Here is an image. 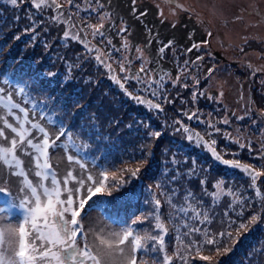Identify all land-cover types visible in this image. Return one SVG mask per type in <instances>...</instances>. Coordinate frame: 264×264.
Returning a JSON list of instances; mask_svg holds the SVG:
<instances>
[{
    "label": "rangeland",
    "instance_id": "rangeland-1",
    "mask_svg": "<svg viewBox=\"0 0 264 264\" xmlns=\"http://www.w3.org/2000/svg\"><path fill=\"white\" fill-rule=\"evenodd\" d=\"M110 2L116 12L129 22L132 33L135 32L144 39V44L141 42L132 46L128 35L130 27L124 20L117 22L115 29L104 27L112 14L100 0H56L59 8L49 0V6L42 9H35L32 0H18L17 5L10 4L9 0H0V9L8 8L5 12L12 15L8 20L0 18V65L8 68V75L21 79L36 98L47 102V108L58 109L57 115L62 117L64 124L68 119L69 125V118L64 116L63 108L70 105L63 102L61 97H68L67 90L71 91L65 85L71 78L70 66L73 63L68 61L60 66L56 65L55 71H51L53 63L38 62L36 76L33 75L35 78H29V72L24 71L27 64L20 57L13 59L10 56L12 46L10 39L6 41V32L11 28L4 26L24 25L32 40L45 38L49 32L54 37L63 33L59 41L65 47L79 42L77 45L83 54L78 56L75 63L91 67V62L94 67H91L92 73L89 71L90 77L94 79L96 75L101 78V87L114 96L116 103L121 104L118 107L121 112L132 109L127 126L118 125L112 131L109 130V133L108 129H103L102 133H94L79 129L82 127L71 132L81 144L89 145L88 151L99 159L102 157V171L112 172L126 167L129 163L116 164L119 145L128 150L129 145L133 147V161L130 163L131 166L140 168L133 183L128 182L121 191L100 199L103 201L102 206L110 213H116L129 223L152 213L154 198L161 200L158 214L168 228L165 252L154 250L152 242L149 241L148 250L142 251L139 258H143L148 264L153 261L161 264L165 254L173 257L172 264H264V0ZM136 5L139 7L136 8ZM152 5L156 7V13L153 12ZM101 17H104L103 27L100 34L93 36L91 26L99 25ZM66 30L70 36H78L79 39H65ZM159 37L168 41L163 55L174 63L171 71L163 74L153 72L150 66L151 57L147 52L148 49H153L155 41L162 40ZM146 39L150 42H146ZM81 40L85 43H81ZM204 41L207 43H203ZM193 44L199 47L189 51ZM214 51L221 53L226 60L215 58ZM97 54L101 56L104 64L111 65V70L95 59ZM55 57L53 55L52 59ZM121 61L125 62V72L120 71ZM141 67L145 71L141 72ZM14 72L23 75L19 76ZM48 73L55 75L49 76ZM113 76L122 82L123 77L128 76L125 84L127 93L132 96L139 95L145 101L160 103L162 110L150 108L147 103L132 99L112 79ZM147 81H152L151 88L157 92L155 97L144 90L146 84L142 82ZM155 81L160 83L156 84ZM72 98L76 101L75 96ZM22 101L23 99L20 102ZM76 106L75 103L74 107ZM192 113H196L198 119H189L188 116ZM224 120L228 123L225 124ZM210 124L220 131H214ZM183 127L200 133L205 141L216 140L214 147L222 160H237L242 165H248L262 173L255 185H252L250 177L242 169L224 164L222 160L215 159L211 151L202 144L189 141ZM127 129L129 135L125 134ZM156 131L161 133L159 137L151 135ZM6 134L11 138L10 132ZM140 135L148 138L146 143L139 144ZM159 145L161 149L158 148L151 155L149 151ZM138 150L142 151L144 159L140 158L142 154H138ZM63 151L65 150L62 148L53 149L50 162ZM97 151H101V157ZM18 154L22 156L23 167L35 183L36 169L30 155ZM155 160L158 165L154 163L150 166ZM59 163L64 175L69 170L74 174L81 171L78 164L68 163L64 155H60ZM220 181L226 190L230 189L241 200L235 201L233 196L225 195L214 201L210 193ZM0 182V186L10 188L12 201L20 203L25 195L18 191L23 186L22 178L11 175L8 168L0 167ZM257 190L260 195H257ZM188 193L193 196L186 201ZM169 198L171 203L168 202ZM188 203L205 210L209 222L201 224L199 220L190 218L191 212L185 216L178 211L180 207H187ZM131 210L134 214L129 212ZM11 211L16 218L12 223L16 225L24 209L15 207ZM253 215L258 217L257 222L249 225L248 230L240 229L238 242L227 240L219 252L214 246H206L200 251L196 250V245L185 247L191 241L204 239L203 231L190 233V228L210 230L214 235L230 231L236 237L239 223L247 224ZM107 222L95 215H87L84 220L85 226L103 228L105 231H120L119 227H123L118 225L117 219L115 225L119 227ZM154 223L150 216L147 221L138 224L137 230L141 234L148 232L157 235L158 230L154 228ZM225 246L230 251L225 252ZM201 256L211 259L203 260ZM186 257L188 258L185 259Z\"/></svg>",
    "mask_w": 264,
    "mask_h": 264
},
{
    "label": "snow or ice",
    "instance_id": "snow-or-ice-1",
    "mask_svg": "<svg viewBox=\"0 0 264 264\" xmlns=\"http://www.w3.org/2000/svg\"><path fill=\"white\" fill-rule=\"evenodd\" d=\"M57 8L60 7L56 0H51ZM71 2V0H68ZM12 5H17L18 0H9ZM35 9H42L49 6V0H32ZM55 19V17L53 18ZM103 19L99 25L91 26L92 35L100 34L103 27ZM124 31V29H121ZM209 36L211 33L208 34ZM64 38L78 40V36H70L69 31L64 32ZM81 43L85 41L81 40ZM203 43H207L204 41ZM171 44V41H169ZM125 47H127L125 45ZM199 47L193 44L191 51ZM92 49H90L91 51ZM99 52V49H96ZM164 52V47L159 50ZM95 59L101 64L104 61L97 54ZM201 59V57H197ZM187 63V62H185ZM125 62H120V71L125 72ZM111 70L110 64H104ZM140 71H145L144 67ZM212 71L211 69L209 70ZM49 76L55 75L48 73ZM112 79L119 85L121 89H125L127 95L132 99L147 103L150 108L161 109L160 103H153L152 100H143L139 95L132 96L127 93L125 84L129 77L124 76L123 82L113 76ZM136 79H139L136 77ZM5 85H10L8 80L4 81ZM145 83V91H149L151 96L155 97L157 92L152 90V81ZM159 84V81H155ZM199 83V81H197ZM187 87V85H185ZM13 88L10 86L6 92L5 87H0V167H6L10 170L11 175L22 178L23 186L18 189L25 195L19 205L12 200H6L3 206H0V264H148L143 258H139L141 251H147L149 241L152 242V248L159 252H165V235L168 228L163 222L158 210L161 208V200L154 198V207L152 213L147 216L138 217L130 224L123 226L120 231H105L103 228L96 229L89 226L85 228L84 220L88 215V209L101 206L102 196H112L114 192H119L128 183L125 173L131 177H136L140 168H124L117 171L109 172L107 170L97 173L87 172V163L83 162L81 157L69 154L67 160L79 165L80 173L74 174L72 170L67 171L62 178L58 177L57 172L50 162V156L53 149L62 148L68 151L70 148H88L87 143L77 144L73 139V133L67 130L62 123L58 125L59 132L54 136L50 134L47 127L42 121L47 120L49 125L56 126L57 121L54 115L45 112L47 107L44 104L39 111L40 120L30 118V113L36 116V103L33 102L29 93L25 91V87L16 89L18 96H23L22 102L13 100ZM195 95V94H194ZM23 104H33L31 109L22 106ZM189 119H198L196 113L188 116ZM227 124L228 121L224 120ZM214 131H220L214 128ZM183 131L187 133V139L197 144H202L211 151L212 156L217 160H222L220 154L216 152V140L205 141L204 137L194 130L183 127ZM10 132L11 138L6 134ZM35 133L36 135H33ZM152 136L159 137V131L152 132ZM225 135H229L225 133ZM62 137H67L66 141H62ZM244 147L243 144L240 145ZM18 153H27L32 159L34 168L35 183L24 169V161ZM226 165L240 168L250 177L254 186L256 180L262 173L256 172L248 165H242L237 160H222ZM119 173V174H118ZM2 183V182H0ZM0 193H10L8 186H0ZM213 200H218L222 196H233L235 201L241 200L230 189L223 187V182H217L215 190L210 193ZM257 195H260L257 190ZM193 194L188 193L185 197L186 201L191 200ZM171 203V198H169ZM14 207H22L24 209L23 216L17 220V224L12 223L16 219L12 215ZM176 208V205H173ZM179 212L188 215L192 213L191 219L199 220L201 224L209 222L207 212L193 203H188L187 207H180ZM155 221L154 228L158 230L157 235L145 232L141 234L136 225L144 223L149 217ZM202 217V219H201ZM258 217L253 215L248 223L241 222L237 228V236L233 237L230 231H223L216 235L210 230H204L199 227L190 228V233L204 232V239L191 241L186 248L196 245V250L200 251L206 246H214L219 252L221 246L226 244L227 240L238 242L239 230H248L249 225L257 222ZM187 223V221H185ZM91 237V238H90ZM224 251H230L228 247H224ZM179 255V254H177ZM184 259L182 256L180 257ZM203 260H210L208 256H201ZM173 257L165 254L163 256V264H171ZM152 264H156L155 261Z\"/></svg>",
    "mask_w": 264,
    "mask_h": 264
},
{
    "label": "trees",
    "instance_id": "trees-1",
    "mask_svg": "<svg viewBox=\"0 0 264 264\" xmlns=\"http://www.w3.org/2000/svg\"><path fill=\"white\" fill-rule=\"evenodd\" d=\"M101 2H103L106 7L107 10H109L112 14L111 19L105 24L104 27L109 28L112 27L113 29H115V25L117 22H119L120 20H124L126 21V23L128 24V27H130V33H128L130 40L132 41L131 44L132 46H135L137 43H141L144 44V39L137 36L134 33H132V27L129 24V22L123 18L122 14H118L116 12V10L112 7L110 0H100ZM153 6V12L156 13V7L154 5ZM136 8L139 7L138 5L135 6ZM8 8L0 9V18H6L11 19L12 15L7 14L5 11ZM153 14V13H151ZM154 15V14H153ZM153 19L154 16H153ZM168 25H170V23H167ZM11 25L6 24L4 27L9 29L6 33H7V37H6V41L8 39H10L9 41L11 42V50H10V56L13 59H19V57L21 58L22 62H25L27 65L24 71L29 72V78L34 77L35 78V73H36V67L38 62H47L49 63H53L51 66V71H55V67L56 65H61V64H65L68 61H71L73 63L72 66H70V74H71V78H69L66 82L67 85L65 86H69V88L71 89V91L67 90L66 95L68 97H61L63 102H66L70 105V107L67 108H63L64 109V116L69 118V122H70V127L68 124V119H66V123L64 124L63 119L61 116L57 115L58 109H49V108H45L44 111L45 112H49L50 115H54V118L57 121V125L56 126H51L49 125V122L47 120L42 121L43 125L47 127L48 131L50 132L51 135H55L59 132V127L58 125L60 123H62L64 125V127L69 130V131H73L75 132L77 128L79 129H84V131H89V132H94V133H102L103 129H108V133L109 130L112 131L115 127H117L118 125L121 126H127L128 122L131 119V108L127 109V112H121V110H119V106L121 104L116 103L115 102V98L114 96L109 92L107 93L106 90H104V88L101 87V78L96 77V75H94V79H92L90 77V72L92 73V68L94 67L92 66V63L90 62V66L88 67L85 64H76V60L78 59V56L83 54V52L80 50L79 48V42H73L70 43V45L73 46H68L65 47L63 44H61L59 41L61 34H59L58 36H52L49 32V35L47 37H43V38H38V39H31L30 33H27L26 31V26L24 27V25L22 26H17V25H12L13 27H10ZM155 32V31H154ZM156 34V32H155ZM108 36L111 37V35L107 34ZM51 37V38H50ZM203 37V36H201ZM155 38H158L155 36ZM160 38V37H159ZM71 39V38H70ZM162 40L159 41H155L154 45H153V49H148L147 52L151 57V62H150V66L152 67V70L154 73L156 74H163L165 72L171 71L172 66L174 67V63L169 59H166L164 57V52L161 53L159 50L160 48L164 47L168 44V41L163 38H160ZM203 40V39H202ZM146 42H150L149 39H146ZM78 44V45H77ZM144 46V45H143ZM56 55L55 58L52 59V56ZM58 68V67H57ZM7 67H4L3 65H0V87H5L6 92L8 91V88L11 86L13 88L12 91V95H13V100L16 102H20L23 99V96L20 95L18 96L16 94V89L19 87H25V91L27 93H29V95L32 98L33 102H38L36 103V116H32L30 113V118L39 121L38 119H40L39 116V111L40 108L46 104L47 102H45L43 99L41 98H36V96L33 93H30L28 90V87H26L22 80L13 76V75H8L6 73L7 71ZM23 71V72H24ZM90 71V72H89ZM14 74H18L15 73ZM23 75L21 74H18ZM35 75V76H33ZM8 80L11 82L10 85H5L4 81ZM72 96L76 97V101L73 100ZM20 99V100H19ZM77 104L76 107H74V104ZM22 106L27 107L29 109H31L33 107V104L29 103V104H23ZM122 111H126V110H122ZM111 113V114H110ZM121 117V118H120ZM98 131V132H96ZM129 129H127V131L125 132L126 135H129ZM34 134V133H33ZM139 144L140 143H146L148 138L144 137L142 135L139 136ZM67 139V137H62L61 139ZM73 139L75 140V142L77 144H81L73 135ZM161 145V144H160ZM159 146L154 147L151 151H149V153L152 152H156L158 150V148H160ZM161 149V148H160ZM133 152V147H131L129 145V150L125 149L123 146L119 145L118 148V154H117V163H129L126 165V167L124 168H132L135 169L136 166H131V163L133 161V159H131L132 156V152ZM63 153V154H62ZM97 153L100 155L101 157V151H97ZM72 154L78 157H81L83 162L87 163V172H92L97 173L99 171H102V157L99 159L97 158V156L94 153H91L90 151L87 150V148H70L68 151H63L60 152L58 154V158H56L55 160H53L51 163L53 164V168L54 170L57 172L58 177L62 178L64 175V171L63 168H61L59 165V158L60 155H64L67 158V155ZM138 154H142V156L140 157L141 159L143 158V153L142 151L138 150ZM139 158V159H140ZM158 158H160L158 156ZM135 160V159H134ZM68 163H73V162H69L67 160ZM154 163H156L158 165V161L155 160L154 162L150 163L151 165H154ZM59 164V165H58ZM75 164V163H74ZM62 165V164H61ZM67 164L65 163L64 166L65 168ZM77 166V165H76ZM78 167V166H77ZM123 168V169H124ZM125 177H129L128 182L129 183H133V180L135 177H131L130 175H128L127 173L124 174ZM12 191V190H11ZM13 193V191H12ZM8 196V197H7ZM4 198L6 197V200H12V198L10 197V193L8 194H4L3 196ZM13 197V194H12ZM17 200V199H16ZM17 203H15L16 205H19V201H16ZM5 203V202H4ZM3 203V204H4ZM100 207H101V215H100ZM15 208V207H14ZM18 208V207H17ZM99 208V209H97ZM99 211V212H98ZM132 212V214H134L133 210L129 211ZM88 215H95V217L98 218H104L106 221L108 222H114L113 224L110 225H114V226H125L126 224H130L128 222L127 219L122 220L119 215L112 214L110 213L104 206H96L94 208H89L88 209ZM116 219L118 220V225H115V221ZM130 219H132L131 214H130ZM107 222V223H108ZM86 229L88 228V225L85 226ZM136 229L138 228V225L135 226ZM121 229V227H119ZM142 252V251H141ZM140 252V253H141ZM140 253L138 254V256L140 255ZM188 257H186L185 259H187ZM175 261H173L174 263ZM178 264H181V262H177ZM161 264H163V261L161 262ZM172 264V263H171ZM175 264V263H174Z\"/></svg>",
    "mask_w": 264,
    "mask_h": 264
},
{
    "label": "water",
    "instance_id": "water-1",
    "mask_svg": "<svg viewBox=\"0 0 264 264\" xmlns=\"http://www.w3.org/2000/svg\"><path fill=\"white\" fill-rule=\"evenodd\" d=\"M213 56L217 59H220V60H224V61L226 60V58L221 53H219L218 51H214Z\"/></svg>",
    "mask_w": 264,
    "mask_h": 264
}]
</instances>
